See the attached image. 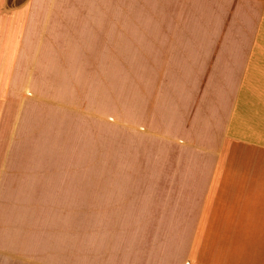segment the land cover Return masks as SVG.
<instances>
[{
	"label": "crops",
	"instance_id": "1",
	"mask_svg": "<svg viewBox=\"0 0 264 264\" xmlns=\"http://www.w3.org/2000/svg\"><path fill=\"white\" fill-rule=\"evenodd\" d=\"M59 7L0 0V174L43 178L44 158L58 156L60 79L73 81L53 65L70 28L53 25ZM162 8L133 80L131 118H115V160L96 170L98 196L85 164L91 228L82 261L70 264H264V0ZM5 206L0 264H11Z\"/></svg>",
	"mask_w": 264,
	"mask_h": 264
},
{
	"label": "rangeland",
	"instance_id": "2",
	"mask_svg": "<svg viewBox=\"0 0 264 264\" xmlns=\"http://www.w3.org/2000/svg\"><path fill=\"white\" fill-rule=\"evenodd\" d=\"M59 5L53 25L70 28H61L53 65L61 74L69 70L73 81L69 87L60 79L55 111L59 153L53 160L44 158L43 178L0 174V201H7L10 217L6 244L12 248L11 264L82 261L84 232L91 228L84 220L85 164L96 173L88 192L98 196L96 170L115 160V118H131L133 80L147 65L149 38L161 32L154 27L163 22L162 0H59ZM106 148L107 158L101 157ZM6 178L12 188H2ZM32 182L42 188H25Z\"/></svg>",
	"mask_w": 264,
	"mask_h": 264
}]
</instances>
